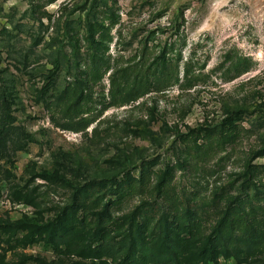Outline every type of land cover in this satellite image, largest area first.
<instances>
[{"label":"rangeland","instance_id":"1","mask_svg":"<svg viewBox=\"0 0 264 264\" xmlns=\"http://www.w3.org/2000/svg\"><path fill=\"white\" fill-rule=\"evenodd\" d=\"M109 57L120 68L148 58L150 91L113 104L132 87L110 93V69L93 86L96 120L63 129L52 104ZM165 71L171 85L157 91ZM234 127L248 133L190 165ZM140 173L156 184L172 174L206 235L218 212L264 203V0H0V264H117L101 255L99 229L79 223L95 190L115 217L180 210L162 197L112 203ZM177 264H264V252L207 247Z\"/></svg>","mask_w":264,"mask_h":264},{"label":"trees","instance_id":"2","mask_svg":"<svg viewBox=\"0 0 264 264\" xmlns=\"http://www.w3.org/2000/svg\"><path fill=\"white\" fill-rule=\"evenodd\" d=\"M135 58L128 59V62ZM147 60L145 58L132 67L120 68L118 60L109 57L95 63L82 82H69L64 87L61 98L52 104L63 119L62 128L74 132L83 131L96 120L97 115L92 114L93 86L110 69L114 70L109 81L110 93L124 80L129 82L127 87H132L128 96H123L113 104L148 93L149 85L141 73ZM134 76L135 79L132 80ZM162 77L165 83L158 82L155 86L157 91L171 85L170 71H165ZM242 133L248 132L241 127H234L225 137L212 136L191 153L190 165L207 162L222 145L235 143ZM172 179L173 175L168 174L156 184L149 174L140 173L136 179L114 188L115 198L111 201L118 204L134 196L148 199L162 197L171 208L180 207L169 218L151 212L139 220L135 211H130L123 217H115L101 210L105 194L100 190L94 191L95 197L89 206L94 212L90 214L86 207L83 208L79 223L99 229V249L104 258L116 261L117 264H177L183 251L195 252L207 247L230 250L238 245L246 255L264 252V203L243 202L218 212L210 232L206 235V219L198 210L189 213L183 211L182 201L171 186ZM73 208L72 202L66 204L63 211L71 214ZM242 239L245 241L241 242Z\"/></svg>","mask_w":264,"mask_h":264}]
</instances>
